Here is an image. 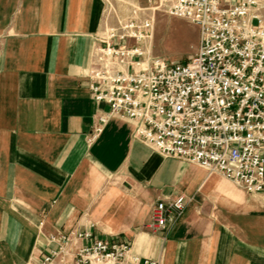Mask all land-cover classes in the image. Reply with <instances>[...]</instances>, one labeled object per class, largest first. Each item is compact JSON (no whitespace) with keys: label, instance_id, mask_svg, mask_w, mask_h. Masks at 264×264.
Here are the masks:
<instances>
[{"label":"crops","instance_id":"0c3cea01","mask_svg":"<svg viewBox=\"0 0 264 264\" xmlns=\"http://www.w3.org/2000/svg\"><path fill=\"white\" fill-rule=\"evenodd\" d=\"M135 5L148 3L0 0V264H37L61 232L91 233L72 253L124 237L159 264H264V189L161 155L126 117L90 140L109 109L90 89L99 39ZM176 194L191 197L181 218L150 230L154 204Z\"/></svg>","mask_w":264,"mask_h":264},{"label":"built area","instance_id":"2783aa9c","mask_svg":"<svg viewBox=\"0 0 264 264\" xmlns=\"http://www.w3.org/2000/svg\"><path fill=\"white\" fill-rule=\"evenodd\" d=\"M108 24L89 72L98 116L90 140L113 116L134 120V138L163 156L221 172L246 192L264 189V0H147ZM144 10H147L144 11ZM162 10L198 27L196 50L185 63L151 57L144 47ZM191 197L176 194L152 207L147 227L173 226ZM50 234L55 244L37 264H159L132 251L124 237L94 238L74 253V238ZM72 253V254H71Z\"/></svg>","mask_w":264,"mask_h":264},{"label":"rangeland","instance_id":"374dc122","mask_svg":"<svg viewBox=\"0 0 264 264\" xmlns=\"http://www.w3.org/2000/svg\"><path fill=\"white\" fill-rule=\"evenodd\" d=\"M138 6V5H135ZM131 8L116 7L122 17L130 15ZM147 12V10H144ZM198 27L182 18L172 17L159 10L154 14V30L150 42L144 47L150 50L151 57H158L167 62L185 63L198 45Z\"/></svg>","mask_w":264,"mask_h":264}]
</instances>
